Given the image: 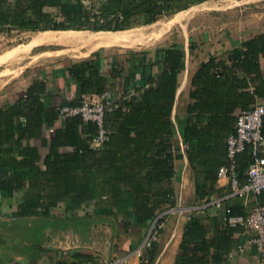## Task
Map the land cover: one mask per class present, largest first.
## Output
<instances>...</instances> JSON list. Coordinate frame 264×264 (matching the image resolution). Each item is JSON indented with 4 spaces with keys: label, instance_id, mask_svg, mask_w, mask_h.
<instances>
[{
    "label": "trees",
    "instance_id": "obj_1",
    "mask_svg": "<svg viewBox=\"0 0 264 264\" xmlns=\"http://www.w3.org/2000/svg\"><path fill=\"white\" fill-rule=\"evenodd\" d=\"M198 1L0 0V34L27 30H124L151 23ZM259 53L264 56V34L244 41L240 48L227 55L233 67L255 74L250 79L252 97L264 96V76L257 62ZM92 55L94 59H84L67 67L75 81V91L70 100L57 106H78L83 96L107 91L106 78L100 73L99 53ZM156 55L163 69L153 77L150 71L153 62L147 59V54L143 53L140 62L135 63L134 53L129 52L120 99L104 114L108 139L99 148L90 146V140L97 132L93 122H83L79 115L60 118L57 106L43 107L41 97L47 94L44 82L35 80L14 103L5 109L0 108V145H8L6 148L0 147V162L6 158L9 164L18 169L17 174H13V170L7 174L4 171L7 169L0 167V193L2 197L11 198L23 187L36 189L32 196L22 197L17 215L40 214L49 217L60 201L65 203V209L91 202L95 214L110 215L115 209L128 219V225L132 223L129 219L135 217L134 224L144 225L155 221V226H158L161 219L155 218L156 211L164 202L171 204L175 198L172 189L162 186L175 175L172 162L174 147L168 142L174 130L172 126L171 130H167V122L162 118L173 105L177 74L184 67V51L180 45L173 44L169 48L157 49ZM109 57L107 69L110 76L120 77L125 66L118 62L116 55L109 54ZM215 65L212 58L202 67L211 70ZM137 71L139 85H136L137 81L133 82ZM137 93H140V100ZM206 93L211 94V90H206ZM29 101L36 107H30ZM215 107L217 101L213 104H195L191 111H207ZM20 116L26 117V120L20 122ZM56 118L63 120V127L55 131L49 142L50 151L43 160L45 170L42 171L33 165L39 159L37 151L32 147L20 149L19 145L23 136H32L52 125ZM198 131L195 122H187L184 138L188 144L186 154L190 165L193 169L200 166L203 169L201 173L205 175L202 181H196L195 192L198 199H204L199 204L206 203L203 209L207 210L216 207L208 201L214 185L211 166L216 168V178L219 166L226 162L217 157L222 155L223 148L220 145L207 148V131ZM61 148L66 150L61 151ZM244 151L249 152V149ZM16 154L21 155L20 160ZM247 166L243 170L238 168L241 177ZM27 172L32 173V179L27 182L21 177L17 179L16 176L27 175ZM206 179L212 181L207 182ZM220 209L222 229H215L211 236L207 235L208 224L195 217L186 221L175 264H209L211 251L214 263L226 264L224 257L234 243L232 232L237 228L224 225L223 216L226 209L231 214L245 212H235L230 206H224L223 202ZM153 244L150 240L149 245ZM154 255L155 252L150 256Z\"/></svg>",
    "mask_w": 264,
    "mask_h": 264
},
{
    "label": "crops",
    "instance_id": "obj_2",
    "mask_svg": "<svg viewBox=\"0 0 264 264\" xmlns=\"http://www.w3.org/2000/svg\"><path fill=\"white\" fill-rule=\"evenodd\" d=\"M230 1L231 4L239 2ZM242 1L246 0L240 2ZM211 2L213 0H199L184 9L162 16L168 18L166 20L159 21L162 18L160 17L151 23L128 28L130 31L145 26L146 33L137 35L138 38L126 43L104 44L101 42L103 36L85 38L81 34L70 38L54 36L51 40L36 43H32L35 37L29 40L25 46L31 47L30 50L55 41L58 45L69 44L70 52L64 55L56 54L50 60L45 59L44 62L40 61L24 67L18 75L3 81L0 85V108L2 109L14 103L35 80L45 83L47 94L41 97L43 107H54L65 100H70L75 91V81L67 67L84 59H94L92 55L94 52L99 53L100 73L106 78V90L110 92V100L116 104L121 96L120 87L127 75L126 57L129 52L134 53L135 63H139L141 55L146 53L147 59L153 62L150 68L151 75L156 77L163 69L161 61H157L156 58L157 49L169 48L173 44L182 47L184 67L177 74V86L171 110L167 111L162 118L167 122V130H171V126L174 130V135L168 139V142L174 147L172 162L175 171L173 179L162 186L172 189L175 198L171 204L164 202L156 211L155 218L161 220L151 240L154 244L150 246L144 242L151 223L134 224L136 222L134 217L129 219L132 223L128 225L126 224L128 219L115 209L110 215L95 214L94 204L91 202L83 203L74 209H65V203L60 201L49 217H43L40 214L20 216L16 214L20 200L23 196L30 197L35 194L36 189L23 187L11 198L2 197L0 193V214L2 215L0 264H57L60 261L65 264H106L117 257L123 258L125 264H175L184 226L188 219L195 217L202 223L208 224V236H211L215 229H222L219 219L221 207L212 206L205 211L201 208L202 203L199 204L204 199L196 197L195 183L197 180L202 181L205 175L201 173L203 169L200 166L193 169L188 161L186 154L188 144L184 138V128L187 122L188 124L195 122L197 130H206V147L213 149L220 145L224 152L217 157L226 162L225 142L228 135L233 132L237 114L240 110L254 104L264 105V96H251L250 79L255 74L233 67L227 55L230 51L240 48L244 41L264 34V14H253L245 10L238 13L234 7L226 10V13L218 12V19L216 22L211 21L210 24L201 20L200 13L191 14L202 6V3L205 6ZM201 22L204 24L199 25ZM185 27L189 31H183ZM65 31L57 30L56 32ZM70 31L115 32L109 30L84 32V29H70ZM178 32L181 35H178ZM73 47H78L80 52H73ZM113 47L126 50L122 55L112 51ZM7 51L9 50L3 51L0 55L6 54ZM109 54L116 55L118 62L125 66L120 77H112L108 72ZM212 58L216 67L211 70L203 68L202 66ZM257 62L264 76V56L260 53ZM135 73L136 78L133 82L140 78L138 71ZM136 85H139L138 81ZM208 89L211 90V94L206 93ZM137 94L140 100V93ZM214 101H217V107L212 110L191 111L195 104H213ZM28 103L32 108L36 107L31 101ZM25 120L26 117H19L20 122ZM62 127L63 120L56 118L52 125L38 130L32 136H23L19 148H34L39 159L33 165L42 171L45 170L43 160L50 151L49 142L55 131ZM262 131L264 135V121ZM6 146H8L7 143L0 145L1 148ZM261 155L264 156V144L261 146ZM15 156L18 160L21 159V155ZM248 160L249 152L243 151L238 155L239 170L247 166ZM0 167L2 170L6 168L7 170L4 171H7V174H11V170L13 174H17L18 171L6 158L1 159ZM211 168L214 170L211 175L214 185L208 201L213 203L221 199L224 206H230L235 212L249 211L253 202L252 196H249L247 201L229 197L228 180L225 177L216 176L215 178L216 168L215 166ZM16 177L18 180L20 177L24 178L27 182L32 179V173L27 172V175ZM212 180L206 179L207 182ZM260 200L264 201V191ZM236 228L232 232L234 243L226 252L224 260L226 264H253L256 257L253 249L246 248L243 252L237 250L238 243L243 242L249 234L239 227ZM153 252L155 255L151 257ZM211 253L212 251L208 255L209 264H216L211 260ZM229 254L231 256H228Z\"/></svg>",
    "mask_w": 264,
    "mask_h": 264
},
{
    "label": "built area",
    "instance_id": "obj_3",
    "mask_svg": "<svg viewBox=\"0 0 264 264\" xmlns=\"http://www.w3.org/2000/svg\"><path fill=\"white\" fill-rule=\"evenodd\" d=\"M112 106L110 92L104 91L101 94L83 96L78 106H57V109L60 118L79 115L83 122H93L96 125L97 132L90 140V146L96 149L108 139V132L104 126V114ZM263 121L264 105L261 103L239 111L233 132L226 139V163L219 166L217 170L218 177H225L228 180L229 197L243 201H247L249 196L253 198L249 211L231 214L229 209H226V214L223 216L224 225L239 227L249 234L237 245V250L243 252L246 248L253 249L256 255L253 264H264V201L260 200V195L264 191V156L261 155V146L264 144ZM246 148L250 152V161L241 177L238 173L237 156ZM213 204L219 208L222 200L214 201ZM206 205V203L202 204L201 208L203 209ZM149 236L150 232L144 242L146 245H149L154 237ZM57 264L65 263L60 261ZM106 264H125V261L117 257Z\"/></svg>",
    "mask_w": 264,
    "mask_h": 264
},
{
    "label": "rangeland",
    "instance_id": "obj_4",
    "mask_svg": "<svg viewBox=\"0 0 264 264\" xmlns=\"http://www.w3.org/2000/svg\"><path fill=\"white\" fill-rule=\"evenodd\" d=\"M237 1L239 2L231 4L230 0H213V2H211L208 5L205 4V6L204 3H202L201 4L202 6H199L191 14L200 13V15L202 16L201 20L207 24H210L211 21L216 22V20L219 17L218 12L223 11L221 13H226V10L233 9L234 7H236L238 13L239 11L244 12L245 10L253 14L254 13L256 14L261 13L262 15L264 14V0H246L242 2H240L241 0H237ZM166 19L168 18L162 17L159 21ZM203 24L204 23L202 22L199 23V25H203ZM182 30L185 32L189 31L187 30L186 27ZM130 31H134V32L141 31L142 33H144L146 31V28L144 26L141 29L135 28V29H131ZM54 32L56 31L47 32V33L55 34ZM39 33L40 32L38 31L27 30V31H19V32L15 31L9 35L0 34V53L9 50L6 52V54L0 55V62L10 56L7 60L0 63V85L3 81H6L8 78L18 75L24 67H29L40 61L44 62L45 59L50 60L54 58V55L56 54L64 55L70 52L69 44L58 45L57 42L55 41H53V43L49 42L42 46L35 47L34 49L30 50L31 47L25 45L28 44L29 40L39 35ZM177 34L181 35L180 32H178ZM77 48L78 47H73V52L79 53L80 50ZM113 48L114 49L112 51L118 52L119 54L122 55L124 53V50H126V49H121V47H117V48L113 47ZM69 222H70V218H69ZM153 225H155V223L152 222L147 230L148 233L150 232V236L152 235L154 236L155 231L157 229V227L156 226L153 227ZM148 233L146 234L145 238H147Z\"/></svg>",
    "mask_w": 264,
    "mask_h": 264
},
{
    "label": "bare ground",
    "instance_id": "obj_5",
    "mask_svg": "<svg viewBox=\"0 0 264 264\" xmlns=\"http://www.w3.org/2000/svg\"><path fill=\"white\" fill-rule=\"evenodd\" d=\"M85 31L86 30H84V32ZM47 32H53V31L52 30L41 31L39 35L35 36V38L32 40V43L48 41L54 38V36L70 38L81 34L85 38L103 36L101 42H103L104 44H114V43L130 42L131 40L138 38V36H136L137 34L143 35L142 32L133 33L132 31H129V29L115 31V32H88V33H82L77 31H70V30H66L65 32H54L55 34H48ZM86 42H91V41H86Z\"/></svg>",
    "mask_w": 264,
    "mask_h": 264
}]
</instances>
